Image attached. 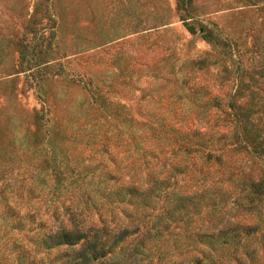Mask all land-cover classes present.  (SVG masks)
<instances>
[{
	"label": "rangeland",
	"instance_id": "obj_1",
	"mask_svg": "<svg viewBox=\"0 0 264 264\" xmlns=\"http://www.w3.org/2000/svg\"><path fill=\"white\" fill-rule=\"evenodd\" d=\"M264 264V0H0V264Z\"/></svg>",
	"mask_w": 264,
	"mask_h": 264
},
{
	"label": "trees",
	"instance_id": "obj_2",
	"mask_svg": "<svg viewBox=\"0 0 264 264\" xmlns=\"http://www.w3.org/2000/svg\"><path fill=\"white\" fill-rule=\"evenodd\" d=\"M49 235V245H72L82 239L80 246L73 249V253L83 264L88 261L89 257H97V255L101 253L100 249L95 245V240L86 239L85 232L80 229L74 221H71L70 227H65L63 225L58 226L57 229Z\"/></svg>",
	"mask_w": 264,
	"mask_h": 264
}]
</instances>
